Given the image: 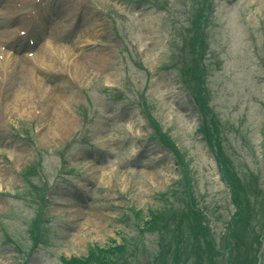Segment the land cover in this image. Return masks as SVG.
I'll use <instances>...</instances> for the list:
<instances>
[{"label":"rangeland","instance_id":"obj_1","mask_svg":"<svg viewBox=\"0 0 264 264\" xmlns=\"http://www.w3.org/2000/svg\"><path fill=\"white\" fill-rule=\"evenodd\" d=\"M63 1L70 0L46 4L49 8ZM73 2L82 6V18L92 29L81 36V28L69 22L64 37L70 41L62 43L61 37L52 35L63 23L52 18L48 26L52 32L41 35L42 44L33 51L47 69L9 54L13 62L27 61L26 70L42 83L38 91L29 88L33 104L28 112L12 109L18 89L26 87L23 81L17 86L15 77L10 83L15 86L7 90L0 85V223L5 229L0 232V264H61V257L82 258L91 246L112 249L115 244L123 246V239L130 241L122 252L128 264H185L193 252L207 248L200 245L191 252L190 236L167 247L159 242L160 232L139 236L133 225V212L141 211L148 219L150 211L164 206L182 209L181 201L173 198L182 199L185 189L189 204L199 213L195 217L207 213L205 223L213 228L211 241L219 252L212 257L215 264H223L221 239L228 230L222 221H230L234 209L207 159L198 133L203 121L178 75L192 62L187 55L190 45L201 37L206 65L203 97L216 117L219 160L230 177L247 180L253 192L257 181L264 182V0ZM28 5L35 7L29 0H18L16 7L23 11ZM199 9L204 14L196 31ZM86 36L95 44L82 43ZM12 74L0 70V80ZM64 101L68 123L61 121L66 117L60 111L66 108ZM140 108L175 147L180 158L177 170L175 157L155 140ZM74 137L84 145L66 148ZM110 147L114 154L107 163L96 149L108 153ZM37 155L32 184L25 186L21 174H27ZM95 161L105 162L96 165ZM43 185L41 191L50 202L59 204L44 212L48 241L40 251L27 255L25 231L33 213L21 193ZM241 194L246 195L245 188ZM253 202L263 206L261 197ZM261 220L260 212L247 224L252 221L260 234ZM141 239L145 250L134 255ZM238 239L228 238L229 242ZM168 240L173 241L171 236ZM179 246L182 253L175 249Z\"/></svg>","mask_w":264,"mask_h":264},{"label":"bare ground","instance_id":"obj_2","mask_svg":"<svg viewBox=\"0 0 264 264\" xmlns=\"http://www.w3.org/2000/svg\"><path fill=\"white\" fill-rule=\"evenodd\" d=\"M77 6V5H76ZM78 7V6H77ZM61 10V8H59ZM10 10V8L8 9H3V11L8 14V11ZM17 72H21L20 75H21V78L24 80V86L26 85V87H23L21 86L19 89H18V93L15 94V97H14V103H13V111L17 112L18 110H23V112H28L29 108H27L30 104L29 102V91H30V87H34V86H37L38 85V80L35 79L34 76L32 75H29L27 71L24 70V66L23 65H20V67L17 69ZM25 90V91H24ZM33 92V90H32ZM64 106L66 107L65 109L61 108L60 111L62 112V115L65 114L66 117L65 119H62L61 121L65 120L66 123L69 122L70 120V117H69V113H68V108H67V103L66 101H64ZM17 110V111H16Z\"/></svg>","mask_w":264,"mask_h":264},{"label":"trees","instance_id":"obj_3","mask_svg":"<svg viewBox=\"0 0 264 264\" xmlns=\"http://www.w3.org/2000/svg\"><path fill=\"white\" fill-rule=\"evenodd\" d=\"M153 222H149L147 223L148 225L150 224V226L152 225ZM97 255V254H96ZM95 255V256H96ZM65 264H97V261H96V257H94V253L92 252L89 257L85 258V259H81V260H78V259H70L68 261V263L66 262Z\"/></svg>","mask_w":264,"mask_h":264}]
</instances>
